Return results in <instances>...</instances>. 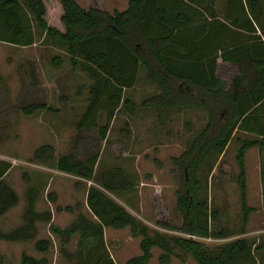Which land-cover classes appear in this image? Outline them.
<instances>
[{"label":"trees","instance_id":"16d2710c","mask_svg":"<svg viewBox=\"0 0 264 264\" xmlns=\"http://www.w3.org/2000/svg\"><path fill=\"white\" fill-rule=\"evenodd\" d=\"M58 1L63 10L61 21L64 31L48 24L43 0H0V41L17 46L33 45L37 43V30L42 34L41 41L49 38L65 49L72 72H81V84L75 87L73 94L76 99L80 97L82 102L78 107L72 104L69 108L70 111L74 109L77 115L74 122L76 132L70 140L69 150L56 156L52 144L42 143L34 149L31 157L35 163L73 176L76 182H90L86 206L94 219L81 212V203L75 207H55L56 211L78 212L75 219L63 228L49 224L51 232L59 239L60 250L66 252V245L76 236V249L68 254L69 261L95 264L92 257H95L96 249L106 244L104 227H128L132 237L141 236L140 253L127 259L125 264H148L153 246L162 249L158 256L161 264H167L172 256L180 258L182 262L191 256L197 264H260L258 254L264 250V240L257 244L254 239L244 235L248 217L254 211L247 204L245 156L252 146L264 153V95L255 94L252 87L256 86L255 81L251 85V102H248L247 108H242L243 94L239 90L243 79H246L242 59L227 56L225 41L222 59L236 65L239 74L229 81L217 77L218 55L212 51L210 37L212 27L214 30L217 27L216 22L228 29L231 26L240 27L250 32H256V26H259L264 33V1L128 0L125 9L111 13L95 6L82 7L76 0ZM218 3H222L223 21L218 17ZM181 33H186L187 38L181 39ZM253 36L260 38L259 35ZM259 43L264 51V41ZM246 55L250 59V66L256 69L259 82L264 84V55ZM50 62L54 67L63 64L59 55H53ZM140 67L144 68L147 80L155 83L159 89L145 98L141 105L156 110L158 115L170 107L197 105L208 116L206 124L187 149L180 156L172 158L179 171L175 195L182 217L181 224L174 227L157 221L161 227L176 228L189 237L168 235L151 228L115 199L131 193L137 187L121 166L110 165L98 170L116 114L121 110L131 116L136 113L135 102L125 97L124 92L137 82ZM23 74L31 77L32 72L26 68ZM36 82L32 77L31 85ZM0 88L8 90L1 73ZM13 107L26 116L40 110L60 112V108L45 100L20 101ZM13 126L14 121L0 120L1 137L10 133ZM235 131H242L246 135L235 137L237 147L234 162L237 172L229 176L239 190L241 236L205 244L194 237L222 239L227 236L224 229L214 230L210 227L211 219L218 218V212L209 206L207 180L214 169L222 175L220 157ZM11 165V162L0 159V216L19 200L16 191L3 179ZM201 174H204L203 180ZM218 174H213L212 179H219ZM36 196V190L31 188L26 197L24 222L9 231H3L0 227V240L33 242L34 247L42 252L49 249V239H36L35 223L37 220L50 222L52 213L35 210ZM95 258L99 264H115L108 256L103 258L98 255ZM4 262V256L0 255V264ZM46 262V258H35L24 251L20 255V264Z\"/></svg>","mask_w":264,"mask_h":264},{"label":"rangeland","instance_id":"374dc122","mask_svg":"<svg viewBox=\"0 0 264 264\" xmlns=\"http://www.w3.org/2000/svg\"><path fill=\"white\" fill-rule=\"evenodd\" d=\"M43 1L48 24L64 31L61 21L63 10L59 1ZM76 2L85 8L95 6L111 13L113 10L125 9L128 0H76ZM221 5L222 3H218V17L223 21ZM214 24L217 29L224 31V26L217 22ZM36 38L37 43L29 46H17L0 41V73L6 79L8 89L4 91L0 88V120L14 121L10 133L3 137L0 134V159L11 162V168L3 179L19 197L18 203L0 216V227L3 231H9L24 222L26 197L28 191L34 188L37 194L35 210L52 213L50 222L36 221V239H49L51 244L47 251L42 252L34 247L33 242L0 240V255L4 256V264H20L22 250L29 255L46 258L45 264H75L74 260L69 261L68 254L76 249V236L71 238L70 243L65 247L66 252H63L60 250L59 239L51 232L49 224L63 228L78 214L75 211H56L57 205L75 207L77 203H81V212L93 218L85 205L88 181L76 182L73 176L58 174L47 165L33 162L31 157L34 149L42 143L52 144L56 156L69 150L70 140L76 132L74 122L77 119L74 109L70 111L69 108L72 104L78 107L77 105L82 102L80 97L76 99L73 94L75 87L81 84V72L70 70L68 55L63 47L54 44L49 38L41 41L42 34L37 30ZM221 43L224 44V40L221 39ZM248 46L254 47V44L249 43ZM248 46H245V49ZM53 55L62 57L63 64L60 67L51 64L50 59ZM26 68L28 72H32L31 77L24 76L23 70ZM220 70L222 76L226 77V74L233 72L234 69L229 70L226 66L221 67ZM32 77H35L37 82L31 85ZM158 91V86L147 80L144 68L140 67L137 82L124 92L125 97L135 102L136 113L131 116L121 110L112 120L107 144L103 142L105 146L98 170L110 165L121 166L137 187L131 193L122 195L120 199L114 198L123 202L129 212L151 228L168 235L189 237L176 228H163L157 221L174 227H179L181 224L182 217L176 205L175 195L179 171L172 158L180 156L187 149L206 124L208 116L206 111L197 105L168 108L160 115L156 110L141 105L145 98ZM30 99L45 100L50 105L60 108V112L40 110L26 116L14 109L15 103ZM237 136L246 135L242 131L233 133V138L220 157L222 175L214 169L207 180L209 206L218 212V218L211 219L210 227L214 230L224 229L227 236L222 239L194 237L205 244L228 241L241 236L239 190L234 180L229 177L237 172L234 162ZM247 136L254 137L250 134ZM253 151L251 149L246 153V176L247 204L253 207L254 211L248 217L244 235L259 244L264 240V154L261 152L258 156ZM213 174H218L219 179H212ZM203 176L204 174L200 175L202 180ZM103 237L106 244L96 249L95 257L108 256L115 264H125L127 259L140 253L141 236L132 237L128 227L121 229L105 227ZM151 251L152 257L148 264H161L158 256L162 249L153 246ZM95 257H92L93 263L99 264ZM258 259L260 264H264V250L258 254ZM167 264H197V262L191 256H187L184 262L172 256Z\"/></svg>","mask_w":264,"mask_h":264},{"label":"crops","instance_id":"0c3cea01","mask_svg":"<svg viewBox=\"0 0 264 264\" xmlns=\"http://www.w3.org/2000/svg\"><path fill=\"white\" fill-rule=\"evenodd\" d=\"M258 27L259 26H256V32L246 31L240 27H232V26L229 29L225 28L224 31L217 29L218 27H216V30L211 31V37L210 38H211L212 45H213L212 51H213V53H217V55H218L216 58V68H217L216 69V76L221 78L222 80L229 81L232 76L239 74L238 73L239 69L236 65L231 64L230 61H226V60L222 59V56L224 55V52H222V51H223V47L225 45L221 43V39L224 40V42L226 41V43H227L225 46L227 56L242 59L241 60L242 65H244L246 68V70H245L246 71V76H245L246 79H243V83L240 85V90H239V92H241L243 94V100L241 103L242 108H247L249 105L248 102L249 103L251 102V95L253 93V90L251 91V89H252L251 85H253V83L255 81H256V83H254V84L256 86H252V87H254L255 94H259L261 97L264 95V84L262 83V81L259 82L258 74L255 72L256 69L250 66V63H249L250 59L246 55V53L252 54V57L254 54H256V55L258 54V55H262V56L264 55L263 46H262V44L259 43L261 41H264V33L261 32V28L259 29ZM262 27H264V24H262ZM254 34L257 36L259 35L260 38L254 37L253 36ZM185 36H186V33H181L180 38L181 39L187 38ZM249 43L250 44L253 43L254 47H249L248 46ZM245 46H248L247 49H245ZM196 54H197V52H196ZM220 66L221 67L228 66L229 70H232V69H234V70H233V72H229V74L226 72L227 73L226 77H224L220 73L221 72ZM184 107H186V106H174V107H170V108H184ZM199 107H201V106H199ZM228 144H227V146H228ZM251 149H253L254 150L253 152H256V154L258 156L260 155L261 151L256 146H252V147L248 148L246 153ZM261 154H264V153L262 152ZM257 166L258 165H256V167ZM245 170L247 172L246 156H245ZM56 172L58 174L67 175V174L59 172V171H56ZM260 172H261V169H260ZM89 184H90V182L88 181L87 186H86V190H85V205H86L87 188H88ZM75 189L76 188L74 187L73 190H75ZM117 201L120 202L125 208H127V206L123 202H121L119 200H117ZM75 212H77V211L75 210ZM21 252H23V250ZM35 258H38V257H35Z\"/></svg>","mask_w":264,"mask_h":264}]
</instances>
